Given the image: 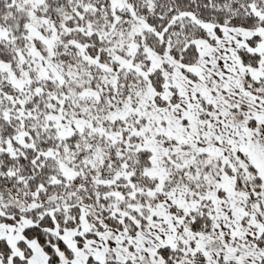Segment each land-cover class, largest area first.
Segmentation results:
<instances>
[{
  "label": "snow or ice",
  "instance_id": "snow-or-ice-1",
  "mask_svg": "<svg viewBox=\"0 0 264 264\" xmlns=\"http://www.w3.org/2000/svg\"><path fill=\"white\" fill-rule=\"evenodd\" d=\"M0 264H264V0H0Z\"/></svg>",
  "mask_w": 264,
  "mask_h": 264
}]
</instances>
